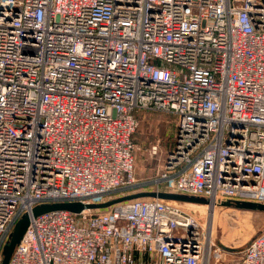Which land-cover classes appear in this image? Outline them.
<instances>
[{"label": "built area", "instance_id": "2783aa9c", "mask_svg": "<svg viewBox=\"0 0 264 264\" xmlns=\"http://www.w3.org/2000/svg\"><path fill=\"white\" fill-rule=\"evenodd\" d=\"M145 112L174 130L138 177ZM160 191L206 222L150 197L32 215ZM220 201L264 204V0H0V264L25 214L8 264H264V230L214 241Z\"/></svg>", "mask_w": 264, "mask_h": 264}, {"label": "rangeland", "instance_id": "374dc122", "mask_svg": "<svg viewBox=\"0 0 264 264\" xmlns=\"http://www.w3.org/2000/svg\"><path fill=\"white\" fill-rule=\"evenodd\" d=\"M138 128L133 135L136 146V175L145 177L150 175L155 160H146V149L157 139H161L160 147H168L174 130V118L159 112H145L138 116ZM139 148V149H138ZM251 202V201H249ZM220 201L215 211L209 214L211 232L214 241L235 254L252 238L264 230V212L258 210H244L235 204L224 205ZM187 212L194 213L201 223L206 222L208 214L204 207H195L185 203H178Z\"/></svg>", "mask_w": 264, "mask_h": 264}, {"label": "water", "instance_id": "95a60500", "mask_svg": "<svg viewBox=\"0 0 264 264\" xmlns=\"http://www.w3.org/2000/svg\"><path fill=\"white\" fill-rule=\"evenodd\" d=\"M144 197L157 198L160 200L177 202V203L207 205V200L204 198H199V197L174 194V193H169V192H164V191L139 192L135 194H129V195H125L122 197H118V198H115L113 200L107 201L99 205L83 206L81 203H78V202H69V203L67 202V203H53V204H48V205L36 206L32 209V215L38 216L40 214H43L49 211H54V210H66V211H70L73 213H78L84 208L105 209L107 207H110L114 204H117L123 201L137 199V198H144ZM231 204H235L237 208H241L244 210H258V211L264 212V204H257L254 202H243L242 201V202H235V203L227 202L224 205L228 206ZM28 225H29V215L25 214L15 225L10 241L4 248L3 260L1 264H8L9 258L14 250L15 245L22 238Z\"/></svg>", "mask_w": 264, "mask_h": 264}, {"label": "bare ground", "instance_id": "6f19581e", "mask_svg": "<svg viewBox=\"0 0 264 264\" xmlns=\"http://www.w3.org/2000/svg\"><path fill=\"white\" fill-rule=\"evenodd\" d=\"M195 207H204V205L194 204Z\"/></svg>", "mask_w": 264, "mask_h": 264}]
</instances>
